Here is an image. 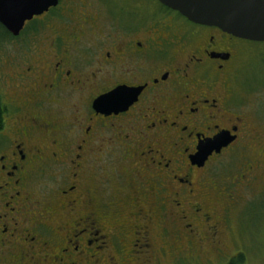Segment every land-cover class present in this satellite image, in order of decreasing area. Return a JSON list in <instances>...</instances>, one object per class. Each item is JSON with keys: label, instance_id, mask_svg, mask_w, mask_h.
<instances>
[{"label": "flooded vegetation", "instance_id": "flooded-vegetation-1", "mask_svg": "<svg viewBox=\"0 0 264 264\" xmlns=\"http://www.w3.org/2000/svg\"><path fill=\"white\" fill-rule=\"evenodd\" d=\"M114 1L58 0L17 34L0 24V264L194 262L206 242L224 257L227 215L264 190V110L232 90L248 40L158 0L121 17ZM104 9L120 32L104 33ZM118 87L135 99L93 108Z\"/></svg>", "mask_w": 264, "mask_h": 264}, {"label": "rangeland", "instance_id": "rangeland-1", "mask_svg": "<svg viewBox=\"0 0 264 264\" xmlns=\"http://www.w3.org/2000/svg\"><path fill=\"white\" fill-rule=\"evenodd\" d=\"M127 1H114V6L117 7L121 17L126 9H132L131 7L127 8L129 7L126 4ZM144 1L150 2L151 0ZM80 2L89 3L93 11H98L97 9L101 8L100 3H102L101 0H80ZM106 11V9L101 10L103 16L100 17L102 22L106 23L103 26L104 33L120 32L121 24L113 16L111 19H107ZM242 49L244 50L241 56L242 63L232 82V90L237 103L245 113L260 117L264 110V41H247L242 45ZM237 168L236 162H232L231 165L227 163L225 168L217 171L216 177L223 180L231 179V175L236 173ZM246 190L244 191L245 195L252 198L238 202L231 214L227 215L229 225H225L223 248L221 249L224 257H220L218 251L211 248L206 242V245L200 249V257L197 260L203 262L211 260L206 264H226L230 255H236V260L240 256L242 257L238 264H264V190L259 188L257 194H251L248 188ZM233 194L234 192H232ZM214 203L218 208L222 207L221 201L217 200ZM170 257V255L169 257L163 256V264H200L196 260L192 262L181 258L177 262H173Z\"/></svg>", "mask_w": 264, "mask_h": 264}, {"label": "water", "instance_id": "water-1", "mask_svg": "<svg viewBox=\"0 0 264 264\" xmlns=\"http://www.w3.org/2000/svg\"><path fill=\"white\" fill-rule=\"evenodd\" d=\"M58 0H0V24L12 34H17L23 22L33 15L55 6ZM162 5L177 11L189 21L214 26L240 39L264 41V0H158ZM129 91V92H128ZM138 92L118 87L93 100L97 111L108 113L119 110L135 99ZM106 113V114H107ZM221 132L198 145L196 158L203 160L212 149L226 146L232 139ZM195 157V156H194Z\"/></svg>", "mask_w": 264, "mask_h": 264}, {"label": "trees", "instance_id": "trees-1", "mask_svg": "<svg viewBox=\"0 0 264 264\" xmlns=\"http://www.w3.org/2000/svg\"><path fill=\"white\" fill-rule=\"evenodd\" d=\"M242 260V257L240 256L239 258H238V260H236V261H231V262H229V264H238L240 261Z\"/></svg>", "mask_w": 264, "mask_h": 264}]
</instances>
